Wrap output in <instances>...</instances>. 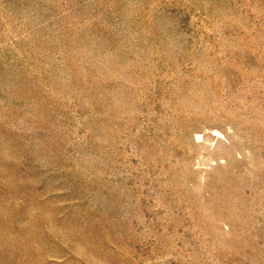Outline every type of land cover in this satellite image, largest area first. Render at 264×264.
<instances>
[{"label": "rangeland", "instance_id": "obj_1", "mask_svg": "<svg viewBox=\"0 0 264 264\" xmlns=\"http://www.w3.org/2000/svg\"><path fill=\"white\" fill-rule=\"evenodd\" d=\"M0 264H264V0H0Z\"/></svg>", "mask_w": 264, "mask_h": 264}]
</instances>
